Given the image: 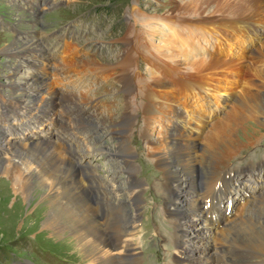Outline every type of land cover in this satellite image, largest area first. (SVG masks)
<instances>
[{"label": "rangeland", "instance_id": "1", "mask_svg": "<svg viewBox=\"0 0 264 264\" xmlns=\"http://www.w3.org/2000/svg\"><path fill=\"white\" fill-rule=\"evenodd\" d=\"M11 1L14 0H0V18L3 21L12 22V24L21 31L27 30L26 33L29 32L28 35L32 36L36 40L35 43L40 45L39 48H41L46 59L57 57L61 59V61H59L60 65L74 64L73 66L75 69L73 67V71L76 73H68V75H70L68 78L66 77L60 80L51 79L52 83L50 82V84L57 95V98L53 101L54 104L51 106L46 105L44 107L43 101L41 102V100L45 99L47 96V93L44 92L45 90L38 93L37 90L26 89L21 93L22 95L18 94L20 91H16L18 92L17 94L10 96V92L5 86H2V83H6L9 75H14L15 79L25 78L28 81L29 72L24 68V66H26L24 63L27 62L25 59L27 58L24 56H17V58L16 56L9 57L4 54L3 50L9 46L13 40L23 41L21 38H13L6 32L7 28L4 27V30H0V96L2 95L6 99H0V106L5 104V102L7 105H14V103H17L26 106L27 109L25 110L23 108L22 111L27 112L31 110L30 106L33 105L34 110L30 112V116L32 117L36 116L38 112L47 109L48 112L44 117L43 125H48L51 122L53 124L55 123L54 125L58 126L57 129L54 128V130L56 129L55 131H58L60 125L55 115H61L57 117L58 119H61L62 116L66 117L63 123L61 121V124L64 129H71L70 132L79 129L80 117L88 118L89 116H93L91 117L92 120H89V122H93V126L91 130L87 132V135L90 134V138L87 139V137H85L81 139V153L83 156L80 157L82 160L80 165L85 166L86 164V167H88L87 164H89L93 170L95 169L94 174L96 178H94V180H96V182L94 183H98L99 186L105 190L104 192L107 193V196H103L102 200L104 199L105 202L109 203L107 204L108 206L110 205L118 208L117 211L121 210L119 209V204L121 202L128 203L129 201L128 204L132 205L134 193L131 192L129 195L127 191L125 192L122 189L124 193L120 195L113 190L117 187V184L120 187L122 186L123 182L121 176H115L114 170L111 169L110 164L105 161V157L100 155V152L94 151V149L97 148L99 144L101 148L113 150V152H115L116 139L113 140L110 138L111 135H114V131L110 133L109 131L111 128H119L123 123L129 121L128 118H131L133 123L128 126L123 133L124 135H119L118 137L125 138L131 152L135 153L134 156L140 160L142 167L145 169L144 174L147 175V179L141 177V187L144 189V192L140 193V206H144V210L142 209L139 215L144 221L138 224L136 232H129L131 233L129 242L136 248L135 251L138 252L140 264H167L173 256H176L173 258V261L179 260L181 248L180 251L176 253L174 246H171L172 231L170 230L169 222L163 223L164 211L163 213L160 212L161 200H158V196L159 194L161 195L162 192V187L160 185L162 177L159 175L160 170L154 166V160L158 158V156H161L163 152L165 153L166 150H160L154 145L152 147L153 150L150 151L146 149V145L142 142L144 130L143 123L145 120L143 107L148 106L150 107L149 109L155 111V113L159 111V114L162 116L172 118V103L166 102L165 99H160L162 101H158L157 98H155V100L157 99L156 102H150L148 101L149 99L146 98L143 89L154 88L158 81H164L169 84V82L174 79V76H181V78L191 76V79H196L199 77L198 75L204 76L202 73L200 74L201 71H192L190 69L189 65L192 60L204 61L207 66V68H205L208 71L212 66L213 60H217V58L221 61L222 66H225L229 61H240V59L244 61L241 54L244 49L246 50V48H249L247 45L250 46L251 42L245 41L244 43L241 39H238V37L233 40L230 36V32L226 35L222 30L214 33L210 32L209 29H202V31L208 32L207 35L209 39H205L208 44L203 42L205 37L198 41L204 48V51H206V53H202L204 51L201 52V49L195 45L196 42L194 43L195 37H198V34L193 31L196 29L190 28L201 29V25H199V27L191 25H194L195 21H199L200 23L203 21L208 25L207 23L214 19H233L235 17L243 20L249 19L252 16L249 15L250 12L247 10L242 11L244 12L242 14V12H233L229 10L228 7L245 1L253 3V0H219V2L216 1L210 4V6L201 5L194 2V0H49L50 10H44L43 7L45 5L40 7V9H38L40 10L38 18H35L38 14L33 16L28 12L26 13L29 8H27L28 4H25L23 8H21V4L24 0H16V3ZM59 4L63 6L54 8L55 6H59ZM18 5H21V7H18ZM183 6H187L186 10L177 9ZM24 8H27V10L24 11ZM194 14H202V16L195 17L193 16ZM206 14L212 15L208 16ZM254 21L258 26L264 25L263 22L256 23V20H252V22ZM187 23L191 24L187 25ZM150 27L153 30H151ZM187 30L189 31L187 32ZM128 32H131L134 35L133 39H136L134 55L138 53L141 58L133 59L135 61H132L133 66L128 76L131 80L135 78L131 83V87L138 93L135 97L136 99L139 98L137 99L138 104L136 108H132L131 105V107H124L123 109L128 108L125 112L122 106L125 93L124 87L127 85L126 79L124 78V82L120 84L113 75V72L108 71L102 74L90 72L91 69L87 67L88 63L85 62L93 58L98 61L114 62L116 64L118 60L120 61L122 57L121 54L123 53L122 48H120L121 46L118 45L120 41L118 39H121L123 37L122 35H127ZM141 33L143 34L141 35ZM146 48L147 50L149 49V55H147V57L150 60H148V58L145 57L146 55L142 52V50H146ZM190 54H194L195 56L189 61L187 60V56ZM183 55L186 58L185 60ZM3 56L8 57L6 65L4 64L5 59ZM262 56L264 57V55ZM13 65H17V68L14 69ZM22 68L24 69L22 70ZM59 68L66 69V67ZM226 68L227 67H223L224 70H222V72L217 70L219 72L217 74H212V76H214L212 79L209 75L211 79L210 84L211 86L215 85V88L220 85L217 90H219V88L221 91L226 90V87L230 85L229 88H234V91H237L238 82L234 80L235 78L232 77V74H225L228 70ZM120 71L122 70H119V72ZM62 77H64V75H62ZM186 81L188 80H184L183 82L187 83ZM190 81L191 80L188 82ZM194 81L195 80H193V82ZM257 81L264 87V82L262 80L257 79ZM240 87L241 86H239V89H241ZM18 90L20 89L18 88ZM33 95L36 96L33 97ZM34 98L36 99L34 100ZM194 101H197V99L189 98L187 102L194 106ZM60 102L64 106L56 107V104ZM187 102L186 104L188 105ZM199 103V105H203L201 102ZM190 105H188L190 108L189 110L194 113L196 111L195 106L192 108ZM6 108L8 107L6 106ZM51 108L53 112L50 111ZM17 109L21 110V108ZM155 113H152V120L150 119L149 121L152 122L155 120L150 124V134L152 135V137H150L153 141L162 138L161 122L158 120V113ZM19 115L23 114L20 113ZM9 117L11 118L12 116ZM167 117H164L163 120H170ZM218 118L219 117L214 118L215 121L218 120ZM259 119L261 120L262 118ZM99 121H103L102 123L106 126L101 127L98 124ZM162 124L168 126L167 123L162 122ZM86 126L85 123L81 124V127ZM95 127H97V129ZM252 127L253 131H250ZM240 129H243L242 131L244 133L238 132L236 137L243 145H241L240 150L235 156L233 155L234 157L232 156V158L224 162L223 165H228L225 166L226 168L245 169L250 163L258 164L264 161V127L258 128L252 121H248L242 122L240 124ZM32 130L35 133L42 132V126L34 125V129ZM17 134L18 132L16 131L15 137ZM147 135L149 136L148 132ZM1 138H5L4 133ZM8 139H10V137L5 138V140ZM95 139H98V141L96 142ZM1 144L3 147L4 143ZM141 152H144V154L149 153L150 155L147 156ZM122 156L123 154L121 153L119 157L122 158ZM4 157H9L7 150L0 158ZM188 159H191V157ZM67 160H71V158ZM205 164L206 162L204 160L203 165L206 166ZM73 165L76 167L74 163ZM218 166V168L221 167V169H223L222 165L219 164ZM75 169H77V167ZM138 170L139 167L137 171ZM84 173H86V171H84ZM210 174L211 171H209L208 175ZM69 181L72 183V177H70ZM1 182L2 181H0V183ZM109 190L111 192H109ZM2 195L5 194L1 193L0 196ZM135 195L136 193L134 197ZM39 200L40 199L37 198L32 199L31 202L23 203L22 209L24 213L22 215L18 214L17 217H13L11 223L13 225L9 226L6 222L2 221L4 218L2 213L3 211L7 212L8 209H5L6 205L4 201L0 200V264H17L18 262L30 264H93L89 261L90 258H88L87 253L85 255L80 251L75 243L76 240L74 235L68 234L69 231L65 232L66 234H62V236H56L44 231L41 224L38 222L29 221V214L35 212L38 208H42V205H45L47 202L46 200ZM102 200H100V203L103 202ZM11 204L12 202H9L8 207H10ZM261 209L264 210L263 206L258 210L261 211ZM131 211H133L132 207ZM250 211L253 213V215L248 214V218L253 219H249L251 222L256 224L259 222L258 219L264 222V213L259 214L257 211ZM254 215L258 219L255 218ZM227 246L230 250H236L238 256L237 259H231L225 263L221 261V264H243V261L242 263H238L242 258L251 260L252 262H264V251L245 247L244 245L241 247L236 245H225V247ZM131 250H133V247ZM132 253L134 254V251H132ZM215 261L218 263V260Z\"/></svg>", "mask_w": 264, "mask_h": 264}, {"label": "bare ground", "instance_id": "2", "mask_svg": "<svg viewBox=\"0 0 264 264\" xmlns=\"http://www.w3.org/2000/svg\"><path fill=\"white\" fill-rule=\"evenodd\" d=\"M216 1L219 2V0H194L196 3L208 6ZM186 8L187 6H183L177 9L186 10ZM228 9L233 12H242L246 10L250 12L249 15L252 17L246 19L250 22L249 24H255V21L252 22V20H256V23H264V0H253V3L248 1L239 4L236 3L234 6L228 7ZM243 13L244 12H242V14ZM212 14L206 15L211 16ZM200 15L202 16V14H194L193 16L196 17ZM201 22L202 23L195 21L194 25L191 23H187V25L191 24L195 27L201 25V29H209L210 32L214 33L222 30L226 35L230 32V36L233 40L238 37V39H241L244 43L245 41L250 43V39H255L253 33H257L255 31L256 27H249L243 19H237L236 17L233 19H214L213 21L211 20V22H208V25L203 21ZM150 29L153 30L151 27ZM142 34L143 33H141V35ZM122 36L121 39H118L120 40L118 45L121 46L120 48H122L123 53L121 54L122 57L120 58V61L118 60L116 64L114 62L98 61L93 58L87 60L85 63H88L87 67L91 69L90 72H96L99 74L108 71L113 72V75L120 84L124 82L123 79L125 78L127 85H124L125 93L122 109L130 105L132 108H136V105L138 104L137 99L139 98L136 99L135 97L138 93L131 87V83L135 78L131 80L128 76L130 75L129 71L133 66L132 61H135L133 59L141 58V56H139L138 53L136 54L137 56L134 55V47L136 45V39H133L134 35L131 32H128L127 35ZM262 37L263 42L260 45L257 44L254 48L251 44L250 46L247 45L249 48H246V50L244 49L241 54L244 61L241 59L240 61H229L225 66H222L221 61L217 58V60H213L212 66L208 71L206 70L207 66L204 61H197L195 59L196 61L192 60L190 62V69L192 71H201L200 74L202 73L204 76L198 75L199 77L196 79H191V76L187 78L174 76V78L177 79H173L171 85L164 81H158L154 88L143 89L146 98H148V101L150 102H156L157 99L158 101L160 99H165L166 102L172 104L178 103L180 117H177L175 120L177 121L179 119L180 125L185 129H188L190 134L195 135V137L186 136L184 140H187L188 138L193 141V144L188 142L183 144L181 148H174L172 146L167 147L162 142L154 144L158 149L163 151L166 150L165 153L163 152L161 156H158V158L154 160V166H156L160 172H164L163 176L165 181L162 184V188H165L167 194L170 191H173V194L171 195H175L173 198H169V206H171V209L168 214L169 217H171L174 226L173 236L181 248V253H179L180 259H177L170 264H201L199 263V260L194 262V259L190 258V253L201 252L202 255L209 256L212 255V253H216V249L220 245L221 247H225V245H236L241 247L244 245L245 247L264 251V222L262 220H259L254 215L259 221L255 224L249 220L251 218L247 219L245 215H240L223 226L218 222H212L208 225L206 220H197L194 218L196 213H198V206L197 199L192 195V193L194 194L196 191L197 184L195 183V180L201 179L200 182L203 184H211L217 179L218 181L220 180L223 172L220 173L219 170L221 167L218 168V165H222L223 168L228 166L223 165L224 162L232 158L233 155L235 156L240 150L241 145H243L236 137L238 132H243V129H240V124L242 122L252 121L258 128L264 127V87L257 81V79H260L264 82V57L262 56L264 55V50H262L264 49V34H262ZM144 50L145 49H143L142 52L146 55L145 57L148 58L147 55H149V49L147 50L146 48V50ZM3 52L9 57L16 56L17 58V56H24L27 58L25 59L27 62L24 64L26 66L29 65L30 68L37 67L36 65H38V62L43 59L40 56H37L41 54L42 50L38 47V44L32 40H23L21 42L13 40ZM194 56V54H190L187 56V60L190 61ZM31 59H33V63H30ZM185 59L184 56V60ZM148 60L150 59L148 58ZM73 65L74 64L60 65L58 62V64L54 66V79L68 78V76H70L67 75L68 73H76L73 71L75 69ZM59 67H66V69ZM223 67H227L226 69H228L225 74H232V77L235 78L234 80L238 82V89L239 86H241V89H237L238 92L234 91V88H229L230 85L226 87L228 91L225 92L221 91L220 88L217 90L220 85H218L217 88H215V85L211 86L210 81L214 78L212 74H217L219 72L217 70L222 72V70H224ZM13 68L16 69L17 65H13ZM119 70L122 71L119 72ZM62 75H64V77H62ZM209 75L211 76V79ZM28 77L29 80L27 81L25 78L15 79L14 75H9L6 83L3 82L2 86H5V88L8 89L10 96L17 94L18 92L16 91H20L18 94L22 95L21 93L26 89L37 90V92H43L42 90H45L44 92L47 94H53V88L50 84L51 81L35 80V76L32 75H28ZM184 80L191 81H186L187 83H184ZM193 80L195 81L193 82ZM18 88L20 90H18ZM202 92L207 95H200ZM181 93L184 94L182 98L193 95L197 100H204V103L207 102L206 106H203L204 112H202V105L199 104L195 105L196 111L194 113L192 112V115H199L200 119L205 117V122L191 125L190 123L194 117L190 115L188 119L182 120L181 114L191 111L186 104V100L180 102L179 95ZM210 94L217 96L221 101L224 100L221 102L223 104L222 112H218V109L220 108L212 102V99L208 96ZM35 96L36 95H33V97ZM1 98L6 99L2 95L0 96V99ZM155 98L157 99L155 100ZM35 99L36 98H34V100ZM42 101H44V99L41 100V102ZM3 106L4 111L7 106L11 109V113L13 114L15 113L16 108L27 109L26 106L17 103H14V105H7L5 102ZM30 109L31 110H28V112L33 111L34 106L31 105ZM127 109L128 108H125L123 111L126 112ZM145 110H148V106L143 107V112H145ZM20 113L23 114L22 117L19 115ZM146 114L150 113L146 112ZM17 115L12 117L13 123L9 125V115L0 112V123H3V125L5 124L4 126L2 125V131L5 138L10 137V139L5 140V138H1L2 136H0V149L4 148L9 153L8 158H0V181H2L0 183V195L1 193L5 194L0 196V200L4 201L6 205L5 209H8L7 212L3 211L2 215L4 218L2 221L6 222L8 226L13 225L11 224L13 217H17L18 214L22 215L24 213L22 209L23 203L31 202L32 199L37 198L40 199L39 201L46 200L47 202L45 205H42V208H38L35 212L29 214V221L38 222L41 224L44 231L56 236H62V234H66L65 232L69 231L68 234L74 235L76 240L75 243L80 251L85 255L87 253L88 258H90L89 261L93 264H137L138 259L136 258H134L133 261H126L125 259V257L129 255L126 253L129 251V245L128 243H125L124 237L128 234L126 235L121 225H124L129 219L125 216V214L130 211L129 208H122L118 212L106 210L103 212L104 214L100 220V210L98 207L90 204V196L86 193L83 185L77 178L76 167L70 160H67L62 153V151L68 152L69 149L64 143L63 145L66 146L65 149L58 144V142L62 141V138H53L54 135L52 134L50 135V138L47 137L46 141L40 143L28 144L27 142L21 141L17 135V138L15 137L16 131L18 130V127H20L23 131L28 132L29 134L30 132L27 127L22 124L28 122V125H31V119H33V117L30 116V114H26L24 111H19ZM217 117L220 118L214 121V118ZM259 118L262 119L260 120ZM209 119L211 121H209ZM128 120L129 121L123 123L119 128H111L109 133L114 131V135H111L110 138L117 140L119 135H124L123 133L128 126L133 123L131 118ZM102 122L103 121H99V123H97L101 127H105L106 125ZM88 124L93 126L92 121H88ZM12 125L15 126V128ZM59 127L63 128V125L60 123ZM97 127L95 128L97 129ZM250 131H253V127ZM1 143H4L3 147L1 146ZM191 147H193L192 150ZM74 149L80 156H83L80 146H77ZM169 151L172 152L168 153ZM190 152H192L191 155ZM121 153L123 154L122 158L127 157L130 153L129 147H125ZM189 157H191V159H188ZM204 160L206 166L203 165ZM199 168L202 170L201 173L198 172ZM209 171H211L210 175H208ZM261 172L263 171L258 170L257 174H259L260 178L264 179V173L260 174ZM231 176L233 178L235 175ZM70 177H72V183L69 181ZM235 177L236 181L239 180L237 176ZM232 178H225V182H227L228 185L231 184L233 186L234 184L235 186V183L237 182L232 180ZM222 180L223 179L221 178L220 181L222 182ZM240 185L243 187L247 184L241 182ZM253 189V185L250 184L247 191L249 196L246 200V214L253 215L250 210L263 214L264 210H258L261 206H263L264 209L263 194L262 192L257 193L258 190L255 192V189L253 193L250 192L253 191ZM109 192L111 191L109 190ZM234 192L236 194L239 193L238 191ZM226 193L230 195L229 191ZM139 200L140 198L134 200L133 203H137ZM166 200H168V196ZM253 201H255V203H252ZM9 202H12L10 207H8ZM233 252L235 253L233 259H235L237 258L238 253L236 250ZM242 261L243 264H264V262H252L245 258L240 259L238 263H242Z\"/></svg>", "mask_w": 264, "mask_h": 264}]
</instances>
